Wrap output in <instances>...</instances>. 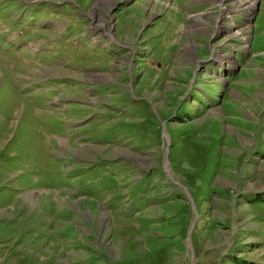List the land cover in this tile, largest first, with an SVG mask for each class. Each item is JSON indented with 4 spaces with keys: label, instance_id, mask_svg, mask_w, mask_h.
I'll use <instances>...</instances> for the list:
<instances>
[{
    "label": "rangeland",
    "instance_id": "374dc122",
    "mask_svg": "<svg viewBox=\"0 0 264 264\" xmlns=\"http://www.w3.org/2000/svg\"><path fill=\"white\" fill-rule=\"evenodd\" d=\"M204 241L264 264V0H0V264Z\"/></svg>",
    "mask_w": 264,
    "mask_h": 264
},
{
    "label": "crops",
    "instance_id": "0c3cea01",
    "mask_svg": "<svg viewBox=\"0 0 264 264\" xmlns=\"http://www.w3.org/2000/svg\"><path fill=\"white\" fill-rule=\"evenodd\" d=\"M170 205L171 204H168V206H170ZM163 206L165 207V205H162L161 207H163ZM179 213H181V215L185 216V217H183L185 219L183 220L184 225H183L181 230L188 232L189 231V206L184 205L182 208H180V209L178 208V211L176 213L171 214V216L175 215L174 217H177L178 215H180ZM155 219H156V217H155ZM160 224L162 225L163 228L167 229L168 225L166 222L160 223ZM185 224H186V226H185ZM151 225H153V224H149L147 226V228H150ZM187 237H188V243H189L190 247H192V244H191L192 239H190L189 236H187V235H183V233H179L178 235H172L171 237L168 236V238H170L173 242H179V244L177 245L178 248H182L184 245H186ZM151 239H152L153 243L154 242L156 243L158 241V239L155 236V232H153V234L151 235ZM225 243L220 241L217 244L213 245L211 242L204 241L203 250H201V249L198 250L196 252V255H195V253H193L192 255H189V253H188L189 251L186 249V251L183 252V255L181 254V259H179V260H181V262L179 264H197L196 259L202 260L205 257H207V255L210 256L211 250H213L214 248L222 249V248L226 247L227 244L225 245ZM170 245H171L170 247L178 249L177 246L176 247L173 246L174 244H170ZM157 246H156V249H154L155 262L157 264H178L177 255L175 257L171 256V254H169L168 248L166 246L163 247L165 250L164 259L163 260L157 259L156 255L157 254L160 255V252L157 249ZM165 248H167V249H165ZM206 248H209V249L205 250ZM209 250H210V252H208ZM174 253H175V250L172 252V254H174ZM215 256L217 257L216 258L217 263H220L223 258H228L226 250H225V252H224V250H222L221 252L220 251L216 252Z\"/></svg>",
    "mask_w": 264,
    "mask_h": 264
},
{
    "label": "bare ground",
    "instance_id": "6f19581e",
    "mask_svg": "<svg viewBox=\"0 0 264 264\" xmlns=\"http://www.w3.org/2000/svg\"><path fill=\"white\" fill-rule=\"evenodd\" d=\"M240 5L242 6L243 4H240ZM242 7H243V9H245V10L247 9V7H245V6H242ZM238 9L241 10V8H239V5L236 7L235 11L238 10Z\"/></svg>",
    "mask_w": 264,
    "mask_h": 264
}]
</instances>
